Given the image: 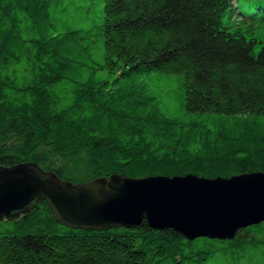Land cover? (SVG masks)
Here are the masks:
<instances>
[{
  "label": "trees",
  "instance_id": "obj_1",
  "mask_svg": "<svg viewBox=\"0 0 264 264\" xmlns=\"http://www.w3.org/2000/svg\"><path fill=\"white\" fill-rule=\"evenodd\" d=\"M263 26L264 0H0V167L75 184L264 172ZM84 152L85 180L49 166ZM0 264H264V222L227 240L87 231L42 199L0 220Z\"/></svg>",
  "mask_w": 264,
  "mask_h": 264
},
{
  "label": "water",
  "instance_id": "obj_2",
  "mask_svg": "<svg viewBox=\"0 0 264 264\" xmlns=\"http://www.w3.org/2000/svg\"><path fill=\"white\" fill-rule=\"evenodd\" d=\"M42 199L71 229L107 231L147 221L189 240H227L264 222V172L212 179L114 174L75 184L37 163L0 167V220L28 213Z\"/></svg>",
  "mask_w": 264,
  "mask_h": 264
},
{
  "label": "rangeland",
  "instance_id": "obj_3",
  "mask_svg": "<svg viewBox=\"0 0 264 264\" xmlns=\"http://www.w3.org/2000/svg\"><path fill=\"white\" fill-rule=\"evenodd\" d=\"M261 30L263 32L261 33V35H260L261 37H259V39L261 40V38H262L264 40V26L262 27ZM263 47H264V41H262V43H260L259 46L256 48L257 52H259ZM3 145H7L9 147H14L15 145H17V143L14 139H12V140L8 141L7 143L5 142V144H3ZM87 160H88L87 153L84 152L79 158L67 161L66 167L59 160H53L51 162L52 164L49 163V166L55 167V169L56 168L57 169L58 168L59 169H66L69 172V174H71L75 179L81 181V180H85L88 176ZM31 163H33V162H31ZM63 167H65V168H63ZM18 217H20V215L17 216V218Z\"/></svg>",
  "mask_w": 264,
  "mask_h": 264
}]
</instances>
